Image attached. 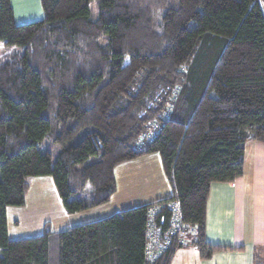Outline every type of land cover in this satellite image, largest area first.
<instances>
[{"label":"trees","instance_id":"trees-1","mask_svg":"<svg viewBox=\"0 0 264 264\" xmlns=\"http://www.w3.org/2000/svg\"><path fill=\"white\" fill-rule=\"evenodd\" d=\"M40 1L43 18L17 24L0 0V42L23 48L0 61V264H170L181 236L148 261L146 224L156 207L168 232L172 204L200 258L241 249L205 240L206 203L213 182L242 175L245 143H264V0H96L95 18L92 0ZM152 153L171 196L8 237L28 178L51 176L76 213L110 200L117 165Z\"/></svg>","mask_w":264,"mask_h":264},{"label":"crops","instance_id":"crops-1","mask_svg":"<svg viewBox=\"0 0 264 264\" xmlns=\"http://www.w3.org/2000/svg\"><path fill=\"white\" fill-rule=\"evenodd\" d=\"M154 154L156 153L141 156L115 167L116 191L111 196L115 204L105 215L100 214L105 212L104 209L98 208L109 204L111 198L104 204L76 213H67L51 176L32 177L35 178L33 182L28 178L24 204L6 208L8 235L11 232L12 238L18 237L15 236L17 235L15 232L22 219L31 222L30 228L35 231L33 233H37L35 235L42 233L45 227L52 232H59L80 223L110 216L113 208L122 209L121 206L126 209L171 196L172 186L167 179L164 181L163 178L166 177L163 175L161 165H158L160 159ZM143 162L147 165L153 163V166L143 167ZM140 175H144L142 181L138 180ZM16 207H22L24 213L14 209ZM93 210H97L95 212L98 213H93ZM78 215L84 217H75ZM9 224H12L10 225L12 230ZM190 230L193 234L194 229ZM205 240L217 245H242V248L221 250L209 258H200L199 251L189 240L175 250L170 264H254L255 255L264 254V143L258 141L245 143L243 173L239 178L232 182H213L210 185L206 203Z\"/></svg>","mask_w":264,"mask_h":264},{"label":"rangeland","instance_id":"rangeland-1","mask_svg":"<svg viewBox=\"0 0 264 264\" xmlns=\"http://www.w3.org/2000/svg\"><path fill=\"white\" fill-rule=\"evenodd\" d=\"M143 1H145V0H143ZM143 1L142 0H138V1L137 0H132V3H135L136 5L142 6L144 4ZM11 5H12V8H13V12H14V19H15V22L17 24H23V23L38 21V20H41L43 18V11H42L41 1L40 0H11ZM89 9H90L91 16L93 18H95L96 15H97V3H96V0H92L90 2ZM104 39H105V37H101L99 39V42L103 43ZM14 53L17 56L21 55L23 53V48L19 47V46L4 45V44H2V42H0V61L8 58L9 56L14 55ZM154 155L158 156V154H154ZM158 165L160 166L161 162H159ZM142 166L143 167H147V166L150 167V166H153V163H149V165H147L145 162H143ZM163 175H165L164 172H163ZM142 176H144V175H140V178H138L139 181H142ZM34 179L35 178L31 177V178H29V181L33 182ZM48 179H50V181H52V179L50 177H48ZM157 179H159V178H157ZM163 179L165 181V179H167V178H163ZM166 181L169 182L168 179ZM140 187H141V183L139 184V189H140ZM84 194H85V198L86 199H89L91 197L92 188H91V186L89 184L86 185L85 190H84ZM111 199H112V200H110L111 202H108L109 204H107L105 206H102L101 208H98V209H104V211H105L104 213H100V214H104L105 215V214H108L107 212H110V210H112L111 207H112V205L115 204V200H113V198H111ZM120 208H122V209L113 208V211H111L112 212L111 214L124 210L123 209L124 207L120 206ZM14 209H18V211L22 212V214L24 213L23 212L24 210H21V209H23L22 207H16ZM95 211H97V210H93V213H98V212H95ZM88 213H91V212H88ZM75 217H84V216H79L78 215V216H75ZM11 221H12V219H11V216L9 215V222L11 223ZM10 225H12V224H9V226ZM30 226H31V222L30 221L22 219L20 226L17 227V231L15 232L17 234L15 236H18V237L12 238L13 237V233L9 232V235H8L9 238L10 239H20V238L34 236L37 233H33L35 231H32L33 229L30 228ZM10 230H12L11 226H10ZM30 234H32V235H30ZM192 235H193L192 231L188 230L187 233L185 234V241L191 240L192 237H193Z\"/></svg>","mask_w":264,"mask_h":264},{"label":"built area","instance_id":"built-area-1","mask_svg":"<svg viewBox=\"0 0 264 264\" xmlns=\"http://www.w3.org/2000/svg\"><path fill=\"white\" fill-rule=\"evenodd\" d=\"M173 215L170 224V230L166 233H161L159 227H157L153 221V216L157 211V208H150L148 212V221L146 224V256L148 261L154 260L159 254H161L170 241V236L173 234H179L181 236V242H185V234L190 227H186L181 223L179 211L176 204H172Z\"/></svg>","mask_w":264,"mask_h":264}]
</instances>
